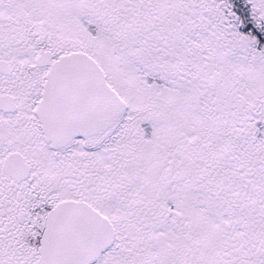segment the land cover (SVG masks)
I'll use <instances>...</instances> for the list:
<instances>
[{"label":"snow or ice","instance_id":"obj_1","mask_svg":"<svg viewBox=\"0 0 264 264\" xmlns=\"http://www.w3.org/2000/svg\"><path fill=\"white\" fill-rule=\"evenodd\" d=\"M0 264H264V0H0Z\"/></svg>","mask_w":264,"mask_h":264}]
</instances>
